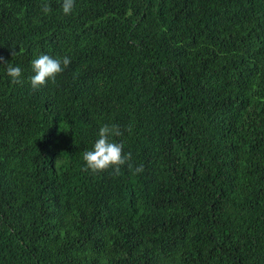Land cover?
<instances>
[{
    "label": "trees",
    "instance_id": "obj_1",
    "mask_svg": "<svg viewBox=\"0 0 264 264\" xmlns=\"http://www.w3.org/2000/svg\"><path fill=\"white\" fill-rule=\"evenodd\" d=\"M61 3L0 0V264H264V0Z\"/></svg>",
    "mask_w": 264,
    "mask_h": 264
},
{
    "label": "clouds",
    "instance_id": "obj_2",
    "mask_svg": "<svg viewBox=\"0 0 264 264\" xmlns=\"http://www.w3.org/2000/svg\"><path fill=\"white\" fill-rule=\"evenodd\" d=\"M75 0H62L61 8L65 15H70L74 9ZM41 11L46 15L51 11L50 6L45 3L41 6ZM16 53L13 51L12 56ZM3 58H0L2 61ZM71 63L68 56L53 58L47 54H41L31 62V69L34 75L30 79L33 90H38L45 86L49 81L55 82L57 76L62 73ZM7 64V62H5ZM6 74L11 79L12 84H21L20 79L22 71L20 67L8 64ZM130 133L131 126L127 128ZM123 133L118 125L104 124L99 128L98 139L95 141L93 149L83 153L85 162V171H91L93 174L104 172L110 168L115 170V174H119L120 168L126 165L132 169V165L128 163L131 159V153L123 152V144L114 142L112 137H119ZM144 171L143 165L134 168V174H140Z\"/></svg>",
    "mask_w": 264,
    "mask_h": 264
}]
</instances>
